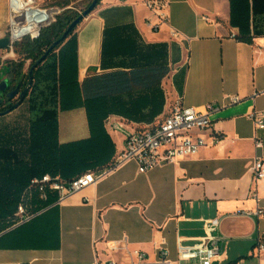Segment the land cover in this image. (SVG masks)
<instances>
[{"label": "crops", "instance_id": "1", "mask_svg": "<svg viewBox=\"0 0 264 264\" xmlns=\"http://www.w3.org/2000/svg\"><path fill=\"white\" fill-rule=\"evenodd\" d=\"M7 1L0 0V39ZM145 1L102 0L57 51L59 144L107 142L111 168L124 136L107 120L146 129L179 99L199 111L212 105L211 132L221 141L147 174L126 162L61 205L50 195L43 219L0 239V264H128L136 252L154 264L163 241L176 260L178 239L195 244L207 220L221 222L224 239L214 264H264L257 250L264 216L253 214L264 211V180L255 184L252 172L256 158L264 161V130L251 119L264 112V0H166L168 23L159 31L148 25L157 19ZM90 115L105 117L101 128L92 130Z\"/></svg>", "mask_w": 264, "mask_h": 264}, {"label": "built area", "instance_id": "2", "mask_svg": "<svg viewBox=\"0 0 264 264\" xmlns=\"http://www.w3.org/2000/svg\"><path fill=\"white\" fill-rule=\"evenodd\" d=\"M7 4V37L10 39L8 51L12 56L19 43L38 40L43 30L56 24L60 15L65 11L57 6L46 4V0H8ZM145 6L157 19L155 23L149 21L148 25L153 31H159L162 25L168 23L166 11L169 8V2L146 0ZM172 35L174 38L180 36L176 31H172ZM229 100L235 104L239 98L230 97ZM215 111L216 109L212 105H207L204 111H199L196 108L185 106L183 100L179 99L163 121L146 129H134L124 121L109 118L107 120L109 129L116 133H122L124 136V151L117 163L111 168L86 172L71 181L51 175L34 178L26 190L25 199L17 207L15 224L9 230L29 222L45 211L42 209L38 213L35 212L33 205L35 199L45 203L49 200L50 195L55 194V205H61L70 196L95 185L114 168L126 162L134 161L138 166V173L147 174L158 167L199 155L210 143L216 145L221 141V137L217 133L211 132L213 125L211 115ZM251 119L255 122L257 131L264 130V112L253 113ZM254 144L257 149L263 148V141L258 136H255ZM252 172L255 184L264 180L263 159L256 158L254 160ZM252 197L256 201L259 200L255 193H252ZM253 214L262 217L264 211L257 210ZM220 223L218 220L205 221V234L193 245H187L183 239H178L176 260L169 259V252L164 248L165 242L163 241L157 248L159 259L154 264H214L221 262L225 253L222 249L224 239L217 233ZM4 233L0 232V237ZM257 250L259 252L264 250V241L261 238L258 240ZM128 264H148V257L146 253L136 252L134 259Z\"/></svg>", "mask_w": 264, "mask_h": 264}, {"label": "trees", "instance_id": "3", "mask_svg": "<svg viewBox=\"0 0 264 264\" xmlns=\"http://www.w3.org/2000/svg\"><path fill=\"white\" fill-rule=\"evenodd\" d=\"M74 1L76 0H59L54 1L52 5L66 9ZM101 1H99L98 5ZM79 16L80 14L75 13L71 9H67L60 15L56 24L43 30L38 40L34 42L26 41V43L23 42L22 45L16 46L14 51L24 58L23 62L18 66V70H23L26 61H35L44 55L63 36L69 26ZM77 27L50 56L62 47L74 34ZM248 41L252 42V39ZM37 81V87L43 82L46 83L48 90L52 87V96L48 94L46 97L48 102L47 109L41 108L43 100H39V102L38 99L36 100L38 103L35 102L33 108L36 111L39 110V114L29 129L28 137L25 136L23 139L13 142L9 136L2 134L0 136V225L5 224L4 222L16 212L25 189H27L31 180L34 178L51 175L52 177L59 176L65 181H71L88 171L103 170L105 169L104 166L109 162V159H107V142L95 143L91 138V140L85 142L66 145L59 144L58 123L56 119L57 107L51 106V102H56V94L58 91L60 101L62 96L61 86L59 89L56 83L55 63L49 64L45 69L42 66L38 72ZM104 118L99 115H90V123L93 131L95 127L101 126ZM21 144H25L23 146L25 149L18 147ZM51 202L50 198L45 203H41L35 199L33 201L35 212L38 213L42 209H45V211L35 216L29 222L12 230H9L12 227L6 230L1 229L3 227L0 226V232H5L0 239L26 225L39 222L43 219V215L51 209Z\"/></svg>", "mask_w": 264, "mask_h": 264}, {"label": "rangeland", "instance_id": "4", "mask_svg": "<svg viewBox=\"0 0 264 264\" xmlns=\"http://www.w3.org/2000/svg\"><path fill=\"white\" fill-rule=\"evenodd\" d=\"M92 2L93 0H76L73 5V9H74L73 11L81 15ZM52 3L53 2L51 0H46V4L52 5ZM22 44L23 43H19L17 46H20ZM57 51H55L50 58L48 57L49 58L48 60L49 62H47L48 64L54 63L55 61L54 59H56L54 57H56ZM21 57L22 56L18 55L15 51H14V55L12 56L8 50H0V70L2 69L3 66H6L7 64L11 62L16 63V61H19ZM30 63H31V60L25 62V66H24L25 70L27 69ZM51 89L52 87L48 90L46 83L43 82L38 87L36 86L34 88L33 92L30 94V97L25 101V103L20 108H18L11 114L0 117V133L2 135L11 137L13 142H17L18 140L23 139L25 136L28 137L29 129L33 121H35L38 118V114H39V110L36 111L35 108H33V105H35V102H37L36 100L38 99V102L39 100L40 101L43 100V105L41 104L42 109H45L46 107H48V102L46 100V97L48 94H51ZM51 106L60 107L59 91L56 94V102L54 101L51 102ZM24 145L25 144H21L20 146L23 147ZM22 149H25V148L23 147ZM26 190L27 189H25L21 197L19 205L25 199ZM16 213H17V210L13 215L10 216V218H8L7 221L4 222L5 224L0 225L1 227H3L1 229L7 230L8 228L12 227L15 224L14 222H15Z\"/></svg>", "mask_w": 264, "mask_h": 264}, {"label": "flooded vegetation", "instance_id": "5", "mask_svg": "<svg viewBox=\"0 0 264 264\" xmlns=\"http://www.w3.org/2000/svg\"><path fill=\"white\" fill-rule=\"evenodd\" d=\"M23 60L24 58L21 57L16 63L11 62L0 70V117L17 110L18 108L14 109V107L20 102L22 94L26 92L21 107L37 85L38 72L43 63L33 69L38 60L31 61L26 70L23 68L19 71L18 66Z\"/></svg>", "mask_w": 264, "mask_h": 264}, {"label": "water", "instance_id": "6", "mask_svg": "<svg viewBox=\"0 0 264 264\" xmlns=\"http://www.w3.org/2000/svg\"><path fill=\"white\" fill-rule=\"evenodd\" d=\"M100 0H93L91 5L77 18L67 29V31L63 34V36L56 41L49 49L45 52V54L35 63L33 66V69L41 65L46 61V59L50 56V54L61 44L63 43L68 35L74 31V29L84 20L86 19L91 13L95 11V9L98 6ZM10 48V39L8 37H5L3 39H0V50H8ZM26 96V92L22 94L20 102L14 107V109H17L22 104L24 98Z\"/></svg>", "mask_w": 264, "mask_h": 264}]
</instances>
